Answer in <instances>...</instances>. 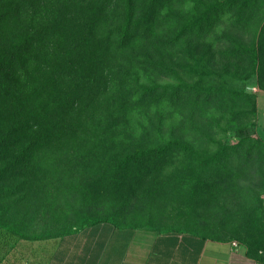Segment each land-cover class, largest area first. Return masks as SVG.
I'll use <instances>...</instances> for the list:
<instances>
[{"label":"rangeland","instance_id":"obj_1","mask_svg":"<svg viewBox=\"0 0 264 264\" xmlns=\"http://www.w3.org/2000/svg\"><path fill=\"white\" fill-rule=\"evenodd\" d=\"M199 1L202 6L190 0L170 8L161 0L160 28L141 25L143 51L160 63V85L194 90L182 105L148 112L155 119L149 129L146 111L126 104L128 81L112 62L111 45L89 28L97 20L106 27L105 0H0L4 36L31 81L22 99L0 92L2 225L45 239L108 221L233 240L264 256V173L252 169L247 176L234 168L229 181L218 167L223 161L215 162L193 192L185 187L195 178L185 174L186 151L160 150L174 140L212 154L239 129L264 140V78L247 59L230 56L257 47L264 0ZM247 1L251 10L242 25L229 26ZM208 7L214 10L200 29ZM245 96L254 99V114ZM34 142L50 144L57 158L39 168L25 152ZM140 152L146 158L127 161ZM243 163L229 157L222 165Z\"/></svg>","mask_w":264,"mask_h":264},{"label":"trees","instance_id":"obj_2","mask_svg":"<svg viewBox=\"0 0 264 264\" xmlns=\"http://www.w3.org/2000/svg\"><path fill=\"white\" fill-rule=\"evenodd\" d=\"M166 1L170 8L177 4L180 6L190 4V0ZM193 2L196 6H202L199 0H193ZM160 3L161 0H105V5L108 9L106 27L99 20H97V23L89 26L90 30H96L98 33L105 35L104 39L111 45L112 62L122 71L121 78L124 81H128L126 86V104L135 113L140 109L146 111V113L142 114L149 129L154 128L153 121L155 119H153L152 113L148 112L160 108V106L175 108L178 105L186 103L194 93V90L189 87L179 88L171 84L160 85V63L155 62L149 53L143 51V44L141 43L145 36L144 32L141 31V25L144 24L147 29L151 30L160 28ZM250 6L251 3L248 1L241 5L237 11L238 14L227 19V24L232 27H240L246 12L251 10ZM213 10V7L205 9L204 13L199 17L198 28H202L201 24L203 22L210 21L209 14ZM192 16L196 18L198 15L196 12H193ZM210 28L211 25H208L207 29L209 30ZM263 44L264 24L259 29L256 48L235 49L230 53V56L247 59L251 65V70L256 72L257 77L264 78ZM141 52L147 53L146 56L142 55ZM20 61L21 57H19L18 50L4 36L3 25L0 20V92L2 95L19 99L28 95L31 81L25 80V73L19 72ZM200 96H198V99ZM245 98L249 104L250 112L254 114V99L249 96H245ZM155 127L158 130L161 127L160 122ZM233 133L236 137L232 135V138L236 141L230 138L218 141L216 150L212 154H208L206 149L197 152L188 151L186 143L174 140L165 141L166 145L164 148H160V150L165 151V153H169L175 149L181 153L186 151L184 153V157L187 159L185 174L188 179L191 176H195V178H192L190 184L185 181V187L193 192L196 191L194 190L196 183L209 173L213 166L218 164L219 161L225 162L229 157L241 158L244 161L243 164H236L234 167L228 164L222 165L223 162L218 164V167L224 169V175L231 177L229 181L233 180L236 176L233 175L235 172L234 168H236V171L238 170V173L241 172L247 176L251 174L252 169H254L256 174H263L264 158L262 159L263 162L258 163L253 159L264 154V140L257 138L252 129L251 131L239 129L233 131ZM38 145L39 143L37 142L31 143L27 146L25 152L35 165L39 168H44L46 164L54 161L57 155L50 144L45 143L44 146ZM144 154L143 152L135 153L127 161L131 159H144L146 158ZM215 162L216 164L213 165ZM246 179H242V183H246ZM94 223L98 222H92L91 224ZM162 232L169 231L165 230ZM36 239H27L13 227L0 223V264H4L7 261V258L13 253L21 240Z\"/></svg>","mask_w":264,"mask_h":264},{"label":"crops","instance_id":"obj_3","mask_svg":"<svg viewBox=\"0 0 264 264\" xmlns=\"http://www.w3.org/2000/svg\"><path fill=\"white\" fill-rule=\"evenodd\" d=\"M4 264H264L244 245L104 221L55 238L21 240Z\"/></svg>","mask_w":264,"mask_h":264}]
</instances>
